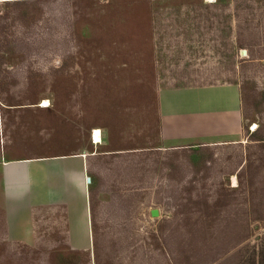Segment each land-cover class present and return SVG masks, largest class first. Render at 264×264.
Segmentation results:
<instances>
[{"label": "rangeland", "instance_id": "rangeland-1", "mask_svg": "<svg viewBox=\"0 0 264 264\" xmlns=\"http://www.w3.org/2000/svg\"><path fill=\"white\" fill-rule=\"evenodd\" d=\"M3 1L0 264H200L204 245L240 241L213 264H264V152L252 134L264 59L239 67L227 11L205 7L215 0ZM234 130L241 138H223ZM75 187L94 211L85 249L67 236ZM29 203L33 241L3 238L2 209Z\"/></svg>", "mask_w": 264, "mask_h": 264}, {"label": "trees", "instance_id": "trees-1", "mask_svg": "<svg viewBox=\"0 0 264 264\" xmlns=\"http://www.w3.org/2000/svg\"><path fill=\"white\" fill-rule=\"evenodd\" d=\"M68 0H5L4 3H16V4H33V5H49L52 3L65 2ZM205 7L209 8H223L227 11L226 17L229 18V29H234V42L238 48L245 49V57H242L239 61V67L243 68L245 65H255L259 59H264V0H215L213 3L205 4ZM63 6L58 8L53 7V9H48L50 15L52 14H63ZM76 17H73L69 21V28L74 32L76 25L79 23V15L74 13ZM6 50L3 52L0 47V77L2 76V63L4 59V54L7 53ZM234 70V69H233ZM230 84H239L236 81H228ZM240 86V85H239ZM241 92V89L239 90ZM4 92L1 91L0 99L4 101L3 98ZM10 106V104H5ZM254 136H259L257 141L260 144V149H263L264 152V123L257 125V128L252 131ZM207 146V145H206ZM205 146V147H206ZM245 164V163H244ZM244 165H241V169ZM89 168V167H88ZM90 173V169H87ZM89 215H90V224L93 225L94 211L93 207L90 205L89 201ZM4 222V221H3ZM3 238L6 237V230L4 227ZM264 235V233L262 234ZM92 237L95 241V234L92 231ZM241 242V241H240ZM233 243L229 247L213 246L212 243L204 245L203 248V258L204 261L202 264H213L216 261L224 257L232 248L240 244ZM200 263V264H201ZM222 261L219 263L221 264Z\"/></svg>", "mask_w": 264, "mask_h": 264}, {"label": "crops", "instance_id": "crops-1", "mask_svg": "<svg viewBox=\"0 0 264 264\" xmlns=\"http://www.w3.org/2000/svg\"><path fill=\"white\" fill-rule=\"evenodd\" d=\"M230 85V84H229ZM234 86V85H233ZM232 85L229 87H233ZM236 87V86H235ZM234 109L233 113L235 115H238V111ZM232 137V138H231ZM223 138L229 139V140H238L241 138V131H232V132H227ZM82 169L85 171L83 168V163H82ZM77 174V173H76ZM25 185V184H24ZM78 187V185L76 186ZM75 187V188H76ZM74 203L77 204L78 206H81L82 209L79 211V216L81 217L79 221V225L81 228V231L83 230L84 232L88 231L89 232V238H85L87 244L80 245V246H75L78 249H85L86 247H89V243L91 242V224H90V215H89V208H88V202H87V196H86V191H85V204L87 207H83L84 199L82 195V191L79 190V188H76L75 193H74ZM24 199V197L22 198ZM34 204V203H33ZM33 204L29 203L25 207H18V208H3L2 210L4 211V227L6 230V239L7 240H13L15 242H30L33 241V215H34V209H33ZM86 208V214L85 215V209ZM66 214H67V236L68 240L70 243L71 241V222H70V207L69 204L66 209ZM87 216V218L85 217ZM87 233V232H86ZM85 240L82 242L84 243Z\"/></svg>", "mask_w": 264, "mask_h": 264}, {"label": "bare ground", "instance_id": "bare-ground-1", "mask_svg": "<svg viewBox=\"0 0 264 264\" xmlns=\"http://www.w3.org/2000/svg\"><path fill=\"white\" fill-rule=\"evenodd\" d=\"M216 91V90H215ZM219 91V90H218ZM217 91V92H218ZM220 93V92H219ZM209 94V93H208ZM213 94V93H212ZM235 94V93H234ZM216 95V94H215ZM221 96V95H220ZM218 96V97H220ZM193 97V96H192ZM199 97V96H198ZM188 98V97H187ZM194 99V98H193ZM192 100V99H191ZM201 101V100H200ZM204 102V101H203ZM217 102V101H216ZM202 103V102H201ZM200 103V104H201ZM49 105V101L47 99H43L40 103L39 106L41 107H47ZM256 128V124L254 123L252 130H254ZM101 132L99 129L95 128L94 131L92 132L91 135V142L93 144H98L101 143ZM82 158L81 156H77ZM71 158H76V156H72ZM25 162V161H24ZM77 168H63L60 171H62V173H66V174H73L76 171ZM80 171L83 173V169H82V163L80 166ZM78 170V169H77ZM9 172V171H8ZM233 182H235V177H232ZM82 195H83V199H84V203H83V207L85 205V188L82 187ZM82 207L78 206L77 204L74 203V205L71 206L70 209V222H71V241H73L75 244L77 243H82L85 238L87 239V237L89 238V232L86 231L84 232L83 230L81 231L80 225H79V221L81 219V217L79 216V211H81ZM85 209V215L86 214V208ZM87 218V216H85Z\"/></svg>", "mask_w": 264, "mask_h": 264}, {"label": "water", "instance_id": "water-1", "mask_svg": "<svg viewBox=\"0 0 264 264\" xmlns=\"http://www.w3.org/2000/svg\"><path fill=\"white\" fill-rule=\"evenodd\" d=\"M150 214H151V216H157L158 215V211L157 210H155V209H153V210H151V212H150Z\"/></svg>", "mask_w": 264, "mask_h": 264}]
</instances>
